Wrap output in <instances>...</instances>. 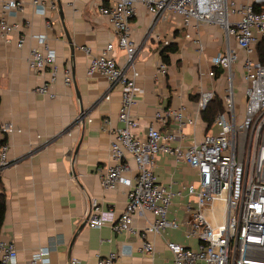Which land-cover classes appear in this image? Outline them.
Masks as SVG:
<instances>
[{
    "label": "crops",
    "instance_id": "crops-1",
    "mask_svg": "<svg viewBox=\"0 0 264 264\" xmlns=\"http://www.w3.org/2000/svg\"><path fill=\"white\" fill-rule=\"evenodd\" d=\"M9 1L22 3L23 10L8 17L18 26L11 41L6 42L0 34V141L10 145L11 161L0 170V187L7 199L0 239L15 245L17 264H27L42 248H50V264H97L99 257L111 253L119 254L115 264H174L166 241L198 246L196 240L185 237L190 228L188 207L197 206L185 188L196 183L197 174L186 165L177 166L171 156L157 157L156 175L159 183L182 193L170 209V218L180 228L163 236H148L155 246L153 258L141 253L143 240L139 234L146 226L145 218L136 217L134 232L126 233H117L112 226L90 229L85 224L92 198H97L105 210H114L116 219L127 202L125 187L106 191L100 179V173L113 165L110 145L113 132L121 127L120 88L112 89L103 76L87 75L92 56L108 44H118L109 20L100 12L102 5H111L114 0H0V18L3 5ZM34 1L48 5L45 15L34 7ZM136 12L130 39L138 48L135 67L139 76L132 115L138 123L135 135L145 137L156 122L157 111L184 107L190 119L195 117L203 93L214 91L221 99L223 80H212L206 74L212 69V59L226 48V40L216 27L186 30L172 16L156 23L141 4ZM42 36L54 50L56 62L43 71H32L31 52L44 50L39 41ZM20 37L25 39L23 48L17 47ZM165 41L170 43L166 45ZM171 46L178 51L169 55L170 63L162 74L161 53ZM83 47L90 49L91 55L84 53ZM124 55L118 49L113 53L120 66ZM67 70L72 78L70 86L64 82ZM53 71L56 77L49 89L56 98L50 99L36 89L50 82ZM239 73L237 68L241 81ZM243 88L239 83L237 97L241 104ZM207 119L201 116L196 140L211 132ZM4 125H12L13 132L3 134ZM158 128L170 133L173 122L159 123ZM186 132L194 138L193 128L188 127ZM130 167L134 175L136 166L131 160ZM208 209L205 213L210 216ZM148 218L152 219L150 215Z\"/></svg>",
    "mask_w": 264,
    "mask_h": 264
},
{
    "label": "built area",
    "instance_id": "built-area-1",
    "mask_svg": "<svg viewBox=\"0 0 264 264\" xmlns=\"http://www.w3.org/2000/svg\"><path fill=\"white\" fill-rule=\"evenodd\" d=\"M139 4L156 23H164L172 16L179 19L186 30H199L205 25L216 27L226 40V48L212 59V69L206 74L212 80L224 82L223 109L208 116L212 119L211 132L201 140L195 138L197 125L210 102L216 99L214 91L202 94L195 117L187 119L184 107L160 110L146 136L135 135L138 123L132 109L136 105L139 76L135 67L138 48L130 37L131 20ZM33 5L46 14L48 5L43 1H34ZM2 9L0 34L9 43L18 26L11 24L8 17L21 12L23 4L9 1ZM100 12L109 20L118 44H108L100 54L92 56L87 75L105 77L112 89L120 88L121 94L118 116L121 127L113 132L110 145L113 165L100 173V179L106 191L125 187L127 202L124 212L116 219L114 210H105L97 198H92L86 226L90 229L112 226L117 233L134 232V219L143 217L147 222L139 234L143 240L141 253L153 258L155 246L148 236H163L180 228V224L170 218V209L174 199L182 193H175L159 183L156 175L157 157L168 155L177 166L186 165L197 174L196 183L185 188L197 204L188 207L190 228L185 237L196 240L198 246L191 248L166 241L174 264H264V61L258 51L264 42V0H114L111 5H102ZM45 40V36L39 37L44 50L31 52L32 71H43L55 65V52ZM169 43L165 41L166 45ZM24 44V37H20L17 47L23 48ZM116 49L125 53L122 66L113 56ZM81 50L91 55L87 47ZM200 50H203L202 45ZM166 70L167 66L160 63V73L165 74ZM55 77L53 71L50 82L36 92L55 99L56 95L49 89ZM64 82L71 85L70 70L66 71ZM239 83L244 86L243 104L237 97ZM168 120L173 122V131L162 133L158 125ZM188 127L193 128L194 138L186 132ZM13 130L12 125L1 127L6 135ZM9 152L10 145L0 141V170L11 165ZM130 160L136 166L134 175ZM207 207L210 216L205 213ZM49 256L50 248H42L27 264H50ZM118 258L119 254L111 253L99 257L97 264H115ZM17 262L15 245L0 239V264Z\"/></svg>",
    "mask_w": 264,
    "mask_h": 264
},
{
    "label": "trees",
    "instance_id": "trees-1",
    "mask_svg": "<svg viewBox=\"0 0 264 264\" xmlns=\"http://www.w3.org/2000/svg\"><path fill=\"white\" fill-rule=\"evenodd\" d=\"M178 49L174 46L171 47H166L163 49L161 56H162V61L164 62L165 65H169L170 63V54L177 53ZM259 51V56L262 61H264V42L261 43L258 47ZM220 72H218V75ZM223 109V103L220 98H216L214 101H211L210 104L208 105L207 109L202 113V117L207 119L209 115L212 113H215L217 111H220ZM206 123L208 127L212 126V119H207ZM6 206H7V199H6V194L3 189L0 187V227L3 224L4 217L6 214Z\"/></svg>",
    "mask_w": 264,
    "mask_h": 264
},
{
    "label": "water",
    "instance_id": "water-1",
    "mask_svg": "<svg viewBox=\"0 0 264 264\" xmlns=\"http://www.w3.org/2000/svg\"><path fill=\"white\" fill-rule=\"evenodd\" d=\"M71 50H72V56H73L74 48H71ZM81 112H82V117H83V116H84V110L82 109ZM70 262H71V261H70Z\"/></svg>",
    "mask_w": 264,
    "mask_h": 264
}]
</instances>
